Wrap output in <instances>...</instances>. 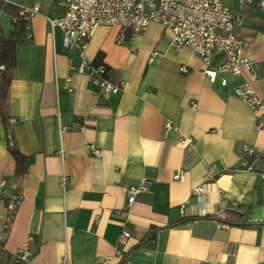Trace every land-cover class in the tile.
<instances>
[{
    "label": "crops",
    "instance_id": "crops-1",
    "mask_svg": "<svg viewBox=\"0 0 264 264\" xmlns=\"http://www.w3.org/2000/svg\"><path fill=\"white\" fill-rule=\"evenodd\" d=\"M238 1L227 5L240 13L235 32L254 77L245 71L225 87L208 81L202 61L175 48L159 24L131 45L101 25L82 55L104 65L110 84L122 83L116 93L77 72L82 55L50 28L47 20L64 14L62 0L2 1L37 13L25 20L0 104V228L3 198L21 197L0 264H264V127L232 92L247 81L264 100V6L251 0L239 9ZM223 60L216 52L211 66ZM143 182L128 205L127 189ZM27 247L29 260L16 262Z\"/></svg>",
    "mask_w": 264,
    "mask_h": 264
},
{
    "label": "built area",
    "instance_id": "built-area-1",
    "mask_svg": "<svg viewBox=\"0 0 264 264\" xmlns=\"http://www.w3.org/2000/svg\"><path fill=\"white\" fill-rule=\"evenodd\" d=\"M7 2V0H2ZM232 0H62L64 14L57 19H48L51 29L58 28L62 34V46L68 51H76L83 54L96 29L101 25L115 26L118 33L115 37L117 44L131 45L134 37L144 30L150 23H156L171 33V43L177 49L185 48L192 56L199 58L203 63V74L208 81L213 82L219 78L220 85H230L228 77L241 78L245 71L253 75V63L243 53V45L238 38L235 29L240 23V13L230 10L227 3ZM251 0H239V9ZM257 6H264V0L257 2ZM18 15L24 20L37 13V8L18 6ZM16 16L11 18V24L16 22ZM28 25V24H27ZM216 52H222L224 60L216 67L211 66V56ZM156 53L150 55V59ZM2 66H0V70ZM181 72L186 69L182 67ZM77 72L86 73L96 87L105 93H116L122 87L110 84L105 78L103 64L96 66L88 63L83 55ZM233 94L242 100L256 117L257 127H264V100L254 91L252 86L243 81L232 86ZM169 124L167 127L169 128ZM65 128H61L64 130ZM182 143H191L190 139ZM11 146V141H9ZM91 154L98 156L99 150L90 147ZM181 181L182 174L174 176ZM211 178L207 172L204 181ZM1 186L4 182H1ZM145 182L139 187L127 189V204L130 205L137 193L146 189ZM203 185L193 189V194L200 197ZM21 203L19 195H10L3 198L4 218L0 228V243L6 241L18 206ZM219 226L227 228L226 223ZM128 234L122 232L119 236V245H125ZM33 243L31 237L27 240V246ZM27 248L18 249L15 252V261L26 263L30 258ZM115 255L121 257V251L116 249ZM61 264H67L65 260ZM100 264H108L103 260Z\"/></svg>",
    "mask_w": 264,
    "mask_h": 264
},
{
    "label": "trees",
    "instance_id": "trees-1",
    "mask_svg": "<svg viewBox=\"0 0 264 264\" xmlns=\"http://www.w3.org/2000/svg\"><path fill=\"white\" fill-rule=\"evenodd\" d=\"M1 13H6L12 17L16 16L17 18L16 22L12 24V29L7 35H4L0 25V66H2V69L0 70V104L2 109L15 66V45L25 33L27 23L23 17L18 15V9L16 7L8 5L0 0V14ZM9 149L17 166H22L24 162L22 155L10 147Z\"/></svg>",
    "mask_w": 264,
    "mask_h": 264
},
{
    "label": "rangeland",
    "instance_id": "rangeland-1",
    "mask_svg": "<svg viewBox=\"0 0 264 264\" xmlns=\"http://www.w3.org/2000/svg\"><path fill=\"white\" fill-rule=\"evenodd\" d=\"M0 25L5 30H7L10 27L8 15L2 14L1 19H0Z\"/></svg>",
    "mask_w": 264,
    "mask_h": 264
}]
</instances>
